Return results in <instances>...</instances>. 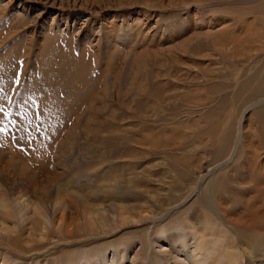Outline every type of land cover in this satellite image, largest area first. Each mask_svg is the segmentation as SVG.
<instances>
[{
    "label": "rangeland",
    "instance_id": "obj_1",
    "mask_svg": "<svg viewBox=\"0 0 264 264\" xmlns=\"http://www.w3.org/2000/svg\"><path fill=\"white\" fill-rule=\"evenodd\" d=\"M263 85L264 0H0V264H192L175 236L213 221L208 262L251 264Z\"/></svg>",
    "mask_w": 264,
    "mask_h": 264
},
{
    "label": "bare ground",
    "instance_id": "obj_2",
    "mask_svg": "<svg viewBox=\"0 0 264 264\" xmlns=\"http://www.w3.org/2000/svg\"><path fill=\"white\" fill-rule=\"evenodd\" d=\"M223 43V42H222ZM75 65V64H74ZM77 71V70H76ZM90 85H93V84H90ZM245 86V85H244ZM243 86V87H244ZM264 87V85H263ZM257 96H264V88L263 89H258V90H255V92H253V94H251V98L253 97H256ZM258 118L260 121H264V110H260L258 112ZM2 121V120H0ZM261 122V123H262ZM2 128V127H1ZM2 132V131H0ZM10 136L7 132L5 135H0V142L1 140H3L0 144V152H4L5 149L10 148ZM12 137V136H11ZM48 145V144H47ZM46 145V146H47ZM45 146V145H43ZM46 150V149H45ZM41 156H45V154H43L42 152L39 153ZM47 154V153H46ZM37 155V154H36ZM7 154L4 153V154H0V159H4L6 158ZM22 156V154L20 155V157ZM96 178V177H95ZM102 180V179H101ZM98 182L97 180H91L92 183H95ZM87 183V182H86ZM101 183V182H100ZM76 184V183H75ZM79 184V182H78ZM77 184V185H78ZM84 184V183H83ZM82 184V185H83ZM137 184V183H136ZM91 184L88 183V184H85L84 187L88 188ZM101 185V184H100ZM108 185V184H107ZM80 186V185H79ZM88 186V187H87ZM106 186V185H105ZM105 186H104V190H105ZM112 187V185H110ZM115 186V185H114ZM82 187V186H81ZM80 187V188H81ZM99 187V186H98ZM136 187V186H135ZM109 188V186H108ZM111 189V188H109ZM115 190V192H121V188L120 186L118 187V185L114 188H112V190ZM124 189V188H123ZM251 189V188H250ZM81 190V189H80ZM111 190V191H112ZM253 190V189H252ZM95 191V190H94ZM110 191V192H111ZM76 192V191H75ZM106 192V190L104 191V193ZM109 192L108 190V193L106 192L107 195H110L111 193ZM79 193V192H77ZM21 194V193H20ZM82 194V193H81ZM113 194V193H112ZM76 195V193H75ZM79 195V194H78ZM77 195V196H78ZM73 196V195H72ZM87 197L83 196V195H79V197L82 199L81 200V204H77L78 201H76V198L72 197L73 198V202H71V205L74 207V208H78L79 206L82 207V209H86L87 212L91 211L90 215H88V219L86 217L87 220H90L89 218H91L93 222H90V221H87V222H84V223H87V227L86 229L88 228V230H90L93 226H96L97 229H104L108 226L107 222L105 221V218L100 214V213H95L94 210L92 209H88L90 208L89 206H93V205H90V204H93L89 201H91V196L90 194H87L86 195ZM111 196V195H110ZM22 197H24L22 195ZM20 197V198H22ZM57 197V196H56ZM19 199V198H18ZM56 200V199H55ZM78 200V198H77ZM105 200V199H104ZM61 201V200H60ZM80 202V201H79ZM36 203V202H35ZM57 204L59 202H56ZM40 204V203H39ZM55 204V202H54ZM85 204V206L83 205ZM44 205V204H42ZM59 205V204H58ZM88 205V207H87ZM95 205V204H94ZM201 206H205V205H202ZM35 207V204L34 206ZM251 207L252 206H248L247 205V214H246V217H249L248 219H246L245 221V224L242 226V225H239V228L237 227L238 231L241 229H246L248 230V241H249V244H250V247L252 249V252L249 256V259L251 260V264H254V262L256 261H259L261 262L260 264H264V260H262L261 257L264 258V255H259L258 252H264V213L260 212V211H255L253 210L251 212ZM55 208V207H54ZM123 207L120 206V207H117V209H122ZM81 209V208H80ZM81 209V210H82ZM79 210V211H81ZM250 210V213H248ZM0 211H1V214L4 218H8L11 216V211H10V202L6 199V198H2L0 199ZM84 211V210H83ZM82 211V212H83ZM85 213V212H84ZM196 213V212H195ZM34 215H39V216H42L43 218L44 215L42 213V210H40L39 208H34V212H33ZM96 215L99 220H97L95 218ZM87 216V214H86ZM94 216V218H93ZM227 216V215H226ZM122 215L119 216V218L117 220L120 221V225H123L124 223V220ZM116 218V217H115ZM84 219V221L86 220ZM97 220L98 222H94V220ZM128 219V218H127ZM126 219V221H127ZM228 219V218H227ZM117 220L115 222H117ZM219 220V219H218ZM108 221V220H107ZM114 222V223H115ZM223 222V221H222ZM114 225V224H113ZM118 225V224H117ZM119 225V226H120ZM222 225L226 228L225 226V223L223 222ZM85 227V226H84ZM122 228V227H121ZM190 228V227H189ZM72 231V230H71ZM81 231V230H80ZM94 231V230H93ZM82 232H84L82 230ZM89 232V231H88ZM91 232V231H90ZM101 232H104L105 233V230L104 231H101ZM66 233V232H65ZM92 233V232H91ZM193 233V232H192ZM200 233V234H199ZM68 236H72V239L74 240H80V239H77V237H80V234L78 233L77 236H75L72 232L70 233V231L67 229V234ZM65 235V236H66ZM90 235V234H88ZM82 236V235H81ZM86 235H84V238H85ZM192 237H187L186 235L182 234V233H179L178 235L176 234L175 236V241L172 243L173 246L177 247L185 256V260L187 261H193L191 262L192 264H220L219 261L217 262H212V263H209L208 262V259L212 256V254H214L216 251H219L220 249V245H223L225 247H227V245L229 244V241L226 237V235L223 233V228L221 226V223L217 224L215 221L212 222V225H207V226H204L203 228L201 227V229L198 230V232H194L192 235ZM76 237V238H74ZM87 237V236H86ZM136 237V236H135ZM168 236H166V234H161V237H160V241L162 242H168ZM81 238V237H80ZM83 237L81 239H84ZM91 238V237H89ZM88 239V237L86 238ZM71 240V237L70 239ZM81 242V241H80ZM131 242V241H130ZM129 242V243H130ZM129 243H127V245H129ZM130 246V245H129ZM144 246V245H143ZM190 247H193V252L192 253H195V256L191 257V253H190V250L189 248ZM262 248V249H261ZM120 258L122 259V256L124 254V250L123 248H120ZM115 253L113 252V255H112V259L115 258ZM135 256H138V253L135 254ZM228 256L230 257H233L232 255L228 254ZM195 257L197 258V260L195 259ZM208 262V263H207ZM85 264H94L93 262H86ZM173 264H184L182 261L179 262L178 259H173ZM222 264H239V259L238 258H235L230 260V261H224Z\"/></svg>",
    "mask_w": 264,
    "mask_h": 264
},
{
    "label": "snow or ice",
    "instance_id": "obj_3",
    "mask_svg": "<svg viewBox=\"0 0 264 264\" xmlns=\"http://www.w3.org/2000/svg\"><path fill=\"white\" fill-rule=\"evenodd\" d=\"M0 91H2V89H0ZM0 111H3V109H2V108H0Z\"/></svg>",
    "mask_w": 264,
    "mask_h": 264
}]
</instances>
